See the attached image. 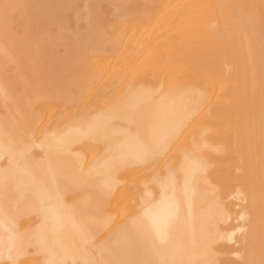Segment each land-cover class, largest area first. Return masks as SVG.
<instances>
[{"label":"bare ground","instance_id":"6f19581e","mask_svg":"<svg viewBox=\"0 0 264 264\" xmlns=\"http://www.w3.org/2000/svg\"><path fill=\"white\" fill-rule=\"evenodd\" d=\"M46 1L48 2L49 0ZM46 1L45 6L48 5ZM53 1L50 0L49 5L51 6L48 7L56 9V5L59 4L57 8L60 10L61 8L59 7L64 3V0L61 2L62 4L60 3L61 0ZM74 1L77 2L78 0ZM82 1L85 0H81V3ZM105 1L102 0L99 4L96 2L99 6H102L101 2ZM28 2L30 3L29 0L26 1L27 4H29ZM33 2L39 3V0H33L31 4ZM85 2L82 6L86 5ZM117 2L115 7L109 6L114 3L107 4L112 11L114 10L111 12L109 9L107 12L110 13V19H113V21L116 19L115 21L119 22L120 25L122 24V26L126 24L127 28L128 25H132V28L134 27L133 29L136 31L135 33L134 31L131 32L133 34L130 37L127 34L128 36L123 41L122 36L124 35L121 34L120 29H118L119 32L116 30L119 27V24H116L114 28L117 38L114 37L116 38L115 40H110L113 37L110 35L108 42H111L108 43V46L106 45V40L104 41L105 44H102V46L106 48L102 47V52L98 53L102 55L93 58L94 64H96V68L99 71L92 72L95 74V72L100 73L102 71L101 73L105 74L109 69L107 76L110 75L111 78L119 76V74L125 80L127 77L130 79L132 75H134L133 77L139 76L143 78H139L136 83L133 82L135 85L122 87L124 89H120L116 96L115 94L110 96L108 103L104 97L102 102L93 101L88 110L83 106L84 109L82 112L79 109L77 116L71 113L74 116L72 118L68 117L70 119H66L65 123L62 124L63 126L61 125L59 130H56L59 133L56 134L55 132L56 136L52 135L53 138L49 139V143H42L45 144L44 151H42L45 155L41 152L39 154L40 157H38L39 160L41 156L46 158L43 159L44 162L37 161L34 152H32L34 156L32 155L33 158H31L28 152L30 147L32 148L36 145L31 146L32 143H29L30 139L26 140V142L25 138L24 142V137H22V132L27 126L31 131L33 126L34 129H37L40 116L37 113L40 111L36 113L33 110L35 114L31 110L28 112L32 113V117L33 115L37 116L31 119L33 121L32 123L29 122L30 124L25 122L30 116L26 120L22 119L23 122H20L21 119L17 121L18 119L16 118L18 123L29 124H26V127L20 124L24 128H16L17 122L12 125L11 120L9 123L8 119H0V157L5 156L10 161H8L9 165H11L5 166L8 168L6 172L3 168V172L0 173L2 174L0 176V237L3 238H0V259L10 260L8 262H0V264H75L77 259L81 260L78 264H94V261L97 262L98 260L96 259L99 257L97 258L96 256V259H93L90 253L93 251L95 253L98 252L97 249L100 247H104L102 250L109 251L103 252L105 254L101 258L107 264H117L112 261L115 258L120 261L118 264H264V0H124L122 2L128 6L127 9L129 8L130 11L125 12V9L121 12V15L116 13L120 12L117 9L123 4L121 3L122 5L119 6ZM90 3L89 5L92 6V12L94 11L93 14L95 15L97 10L95 8L93 10V7L98 5L95 6L96 4L93 2V6ZM13 4L15 5V0ZM22 4L24 3L22 2ZM33 4L32 7L34 8ZM39 5L41 6V2ZM66 5L67 3L64 6ZM107 5H105V8H107ZM249 6L253 8L251 9ZM11 9L14 10V8ZM65 9L63 7V10ZM100 10L98 9V11ZM69 11L67 12L69 13ZM31 12L30 14L33 16L37 13L35 11ZM55 12H52V14L50 12V14L53 16ZM62 12L61 14L64 15L65 13L63 12V14ZM20 13V15H17L18 19L29 15V12ZM22 13L27 15L22 16ZM47 13L49 14V12ZM79 13L77 11L76 15ZM61 14L58 13L59 17ZM3 15L4 19L9 17L6 18L5 14ZM44 16L46 17V15ZM103 16L104 14L100 17L103 18ZM59 17H57L58 20ZM77 17L78 19L75 21L80 20L79 16ZM77 17L75 16V18ZM81 17L83 19V16ZM95 17L98 19V15ZM125 17L127 18L125 19ZM24 18L22 19L24 20ZM0 20L2 21L3 19ZM29 20L31 19L29 18ZM38 20H35L34 24H38ZM58 20L55 19V21ZM113 21L110 22L113 23ZM3 22L5 23V21ZM9 22H11V19L10 21L8 20L6 25ZM42 23L44 25L41 28L49 26L50 29L51 24L47 25L48 23L45 21ZM42 23L37 26L40 27ZM163 23L164 25L161 26L160 24ZM56 24L58 27V23ZM84 24L88 25L87 20ZM168 24L171 28L161 31ZM91 25L89 24L88 26ZM159 25L163 27L160 30L161 32L158 31L160 28L157 29ZM98 26L97 31L101 25ZM106 26L108 25L106 24L104 27ZM122 26L120 27L122 28ZM33 27L35 28V26ZM74 27L76 28V25ZM30 28L32 29V27ZM30 28H28L29 31ZM87 28L89 29V27ZM87 28L85 27V29ZM92 28L94 29V26ZM109 28L111 29V26L107 27V29ZM114 28L112 27V31H114ZM35 29H38V32L40 28ZM49 29L45 30L44 28L45 31H50L51 29ZM69 30L67 29V31ZM91 30H88V32L85 30V32L89 33ZM101 30L103 32V28ZM25 31L27 33L26 29ZM79 31L82 32L83 30ZM32 32L29 33L31 34ZM98 32L101 35L100 31ZM14 33L15 30L12 35ZM77 33L78 35H76L79 37L80 34L79 32ZM28 34H26V37L22 36V38L27 39L20 41L18 38L17 44L19 42V45H21L20 42L22 41L24 43L25 40L28 42L32 40L31 43L33 44L29 43L30 47L31 45L37 46L34 43L38 39L34 40V38H31L35 35L27 37ZM12 35L10 34L11 38L14 39L13 36H16V34ZM84 35L88 34L77 37L75 41L78 39L82 40ZM10 36H8V40H10ZM61 36L59 35L60 39L62 38ZM69 36L72 37L73 34L71 33ZM94 37L93 39L95 40ZM72 38L74 39V37ZM45 39L49 40L50 38L44 37L43 39V42H46L48 47L49 41ZM27 41H25L26 44L28 43ZM84 42L86 41H83V44ZM96 42L93 41L98 46V42ZM4 43L3 45L1 44L2 46L0 45L3 47L2 49H4ZM72 43L75 44L74 40ZM10 44L12 45V42L8 43V46ZM26 44L24 45L25 47ZM83 44H81L82 47ZM98 44L101 45L100 43ZM62 45L64 46V44ZM90 46L92 45L90 44ZM44 47L46 46L44 45ZM47 47L45 49L42 48L43 51H46ZM23 48L21 46L20 50L19 47L16 48L15 46V49H13V51L17 50V54L13 52L15 57L20 55L19 50L22 55L24 54ZM96 48L98 49V47ZM42 49L40 48V50ZM80 49L83 50V48ZM80 49L78 51H81ZM84 49L86 48L84 47ZM57 50L61 49L58 48ZM0 51L2 52V50ZM48 51L50 52V50ZM48 51L47 54L49 53ZM28 52L32 53L30 57L28 55L26 57L31 59L33 51L28 50ZM82 52L84 55V50ZM37 53L39 52L36 51ZM91 53L94 54L96 52ZM36 54H33V56L36 57ZM43 54L41 53L42 57H44ZM47 54L45 53L46 56ZM51 54L50 52L49 56ZM81 54L79 53L80 56ZM1 55L3 57L5 54ZM6 55L9 56L7 53ZM54 55L52 54L51 56L53 57ZM57 55L59 56V54ZM79 55L78 57H80ZM87 55L88 53L84 55L83 59ZM49 56H47L48 60H50ZM65 56L63 58L59 57L66 61L68 58L65 59ZM94 56L90 55V57ZM18 57H21V55ZM3 58L5 60V57ZM12 58L10 57L9 59ZM58 58L56 56V60ZM22 59L25 61L26 58L23 57ZM3 60L1 61L3 62ZM41 60L42 58L40 62L43 63ZM43 60L45 65L47 62L45 58ZM5 61H9L8 58ZM11 61L10 63L13 62ZM80 61L78 62L79 65L84 60ZM36 63L39 64L38 62ZM54 63L55 61L52 64L55 65ZM78 63L77 67L75 66L76 64L74 65V71L77 70ZM37 64L35 65L37 66ZM90 64L92 65V62L88 64L83 62L78 69L83 68L85 65V68H88V66L91 68ZM40 67L41 64L37 68ZM63 67L66 66L63 65ZM17 68L20 69L19 67ZM85 68H83L84 71L80 69V75H85L86 72H89L90 77H93L91 76L93 67L87 71V68ZM41 69H44L43 66L40 71ZM56 69L58 70L59 68ZM15 71L14 75H16ZM40 71L38 72L40 73ZM27 72L29 71L25 70V74ZM82 72L84 73L82 74ZM67 73L71 75V72ZM75 73H73L74 76L77 75ZM27 74H29L27 75L29 79L32 73ZM62 76L64 75L62 74ZM122 77H120L121 79L118 78V80H122ZM51 78L53 79L54 77L52 76ZM68 78L67 81L63 80L62 86L65 84L64 81L68 82ZM32 79L30 78L31 81ZM71 79L73 81L71 84H74L76 78L71 77ZM71 79L69 78V80ZM116 80L115 78L113 81ZM110 81L108 83L105 82V85L111 87L108 88L107 86L108 89L106 90L110 89L111 92H116V86H118L119 82L113 83ZM50 82L49 86L52 85V83L50 85ZM23 83L30 84L27 82ZM110 83L111 85H109ZM7 84L5 87H7ZM58 84L61 85L60 83ZM112 84H116V86H112ZM28 85L25 86L29 87ZM124 85L127 86V84ZM91 86L94 87L95 84ZM51 87L53 89L54 86L52 85ZM66 87L65 89L69 86ZM103 87L104 89H101L100 93L98 90H95L94 94L92 93L96 100L104 94L101 95V92L105 90V86ZM47 88L46 86L44 89ZM55 88L57 89V87ZM75 88L74 90L77 92L78 89L76 90ZM40 89L43 90L41 87ZM56 89L53 91L55 92L54 94L53 92L51 93L54 96L56 95ZM61 90L59 93L65 91L64 89ZM22 91L24 92L23 89ZM67 91L70 92L69 89ZM67 91L66 94L62 93L61 95H68ZM97 91L100 95L97 93L98 97L95 95ZM3 92H1L2 95L0 94L1 100ZM8 94L4 93L6 96ZM13 94L15 96V92ZM7 97L9 98V95ZM46 97L45 100L54 99V97L51 98L52 95ZM3 98L5 101L6 97L4 96ZM32 98L31 100L33 101L35 97ZM57 98H60V96ZM57 98L56 101L59 100ZM90 98L94 99L93 96ZM17 100H20V98ZM36 101H39V99ZM60 101L63 104V100ZM18 102L16 101V104ZM90 103H92L91 100ZM66 104L64 102L65 107H68ZM5 105L9 107L11 104ZM28 105L30 106L31 104ZM42 107L41 109H43ZM65 107L61 108L62 111L63 109L65 110ZM15 109L14 111L17 112L18 110ZM29 109L31 108L29 107ZM89 109L92 110L89 111ZM77 110L74 111L76 112ZM4 111L3 114H5ZM16 114L14 117H16ZM17 115L20 114L18 113ZM11 116L13 117V115ZM74 117L77 118L75 121ZM72 120L73 123H71ZM69 123H71L70 126ZM200 124V127L202 128L203 125V128L197 130V125ZM31 131L28 133H31ZM40 148L41 146L39 145ZM1 164L4 163L2 162ZM132 192L136 194L134 198L132 197ZM130 193L132 195H129ZM15 201L18 202L17 205L12 203ZM23 203L27 206L24 207ZM9 204L10 208L12 204H15L16 206L14 207L18 208L16 212H20L19 214L22 213V210L25 214H29L32 209L34 210L32 211L34 212L33 217L23 220L24 222L21 224V226H24L23 229H21L20 223L18 224L19 219L16 216V212L14 214L15 208H11V210H14L11 213ZM21 205L23 206L19 207ZM20 208L21 210H19ZM115 210L120 212H117L119 216H123V221L118 227L117 222L116 227L112 225L113 232L112 229L110 232L111 217L113 220L115 218L113 216L117 215H114ZM32 212L30 213L32 214ZM24 213H22L23 216H25ZM19 226L20 229L18 228ZM107 230L108 234H106L105 241L107 242L108 235L109 237L112 236V238L110 237L112 241L108 243L110 246L106 247V249L105 246L107 244L105 246L101 244V246L99 245L100 247H97L98 241L96 243L93 242V244L89 242V238L97 237L99 239L98 234ZM22 232L24 233L22 234ZM87 240L91 245L95 244L97 249H93L90 252L85 250V242ZM28 243L30 245L33 243L39 247V250L44 251L45 256L43 255L41 258L39 256L40 261L38 262L42 260L41 263H33V260L30 259L24 261L18 259L21 250H25L26 246H30L27 245ZM99 243H102V241ZM30 248L34 250L32 246ZM102 250L100 251L102 252ZM67 260H69V263H67ZM95 264H99V262Z\"/></svg>","mask_w":264,"mask_h":264},{"label":"rangeland","instance_id":"374dc122","mask_svg":"<svg viewBox=\"0 0 264 264\" xmlns=\"http://www.w3.org/2000/svg\"><path fill=\"white\" fill-rule=\"evenodd\" d=\"M6 1V2H5ZM26 1H28V0H18V1H16L15 0V5L13 4V2H14V0H0V8H1V10H0V19H3L2 21L0 20V31H2V33H0V45L2 44L3 45V42H5L4 43V49H6L4 52H3V50L4 49H2L3 47H1L0 46V50H2V52L0 51V53L1 54H5L6 55V53L7 54H9V56H5V55H3V57H5V60L8 58V60L9 61H5V60H3L4 58L2 57V55L0 56V66H2L1 67V69H0V82H1V87H0V94L2 95V93L1 92H3V96H2V100H1V98H0V100H1V106H0V119H2V120H7L8 119V122L11 120V123H12V125H15V123L17 122V121H19V119H21L20 120V122H23V120L25 119H27V118H29V116H30V118L28 119V120H26L25 122H30V123H32V121H31V119H33V117L35 116V115H33V117L31 116V112H33V110L34 111H36V113H37V111L39 112V113H37V114H39L38 116H39V118H38V127H37V129H34V126L32 127L33 129H32V131L29 129V128H27L28 126L26 125V124H28V123H25V125L23 124V123H16V125H15V127L17 128V127H22L20 124H23V126L24 127H26L25 129H24V132H22V134L24 135H22V137H24L23 138V141H24V139H25V141L27 140H29V143H32V145L31 146H33V145H38L37 147L36 146H34V147H30V150H29V155H31V158H33V156H34V154L32 153V152H34L35 153V155H36V160L37 161H39V162H44V160L43 159H46V158H44L43 156H41V159L39 160V157H40V155L39 154H41V152L42 151H44L43 149H44V147H45V144H47V143H49V139L52 137L53 138V136L55 137L56 136V134L57 133H59L58 131H56V130H59V128L61 127V125L62 124H64L65 123V120L66 119H70V118H72L74 115H78V113L77 112H79L80 110V112H82V110L84 109V107H86L87 108V110H88V107L89 106H91L90 104H93V101H103L104 99V97H105V99L107 100V103H108V101L110 100V96L111 95H114L115 94V96H116V94L120 91V89L121 90H123L125 87H128V86H132V85H135V83L139 80V78L140 79H142L143 77H137L136 75V77H133L134 75H132V76H130L131 78L129 79V77H127L126 78V80H125V78L123 79V77L119 74V76L117 77V76H114V77H110V75H108L107 76V73H109L108 71H109V69H108V71L104 74H102L101 72L102 71H100V73H101V75H100V73L99 72H95V74H93V72L94 71H99V70H97L98 68H96L97 66H96V64H94L95 63V61L93 60V58H96L98 55H102V54H98L99 52L101 53L102 52V44H105V40H106V42H107V46H108V43H110V42H108L109 41V36L111 35V36H113V37H111L110 38V40H112V39H116L117 38V34H116V31H115V26H116V24H119V27L118 28H116V30H118V29H120V32H121V34L122 35H124V36H122V40L123 41H125V39H126V37L128 36L127 34H129V36L128 37H130V35H132L133 33H131V32H133L134 31V33H135V31L136 30H134L133 28H132V25H128V28L126 27V24H124L125 26H122V24L120 25V23L119 22H116L115 20L116 19H114V21H113V19L111 20L110 18V13H107L108 12V10L110 9V11L111 12H113L112 11V9H111V7H108V5L109 4H113L114 3V1H118V0H106L105 2H107V3H105V2H101V4H102V6L100 5H98L99 4V2L100 1H102V0H87V2H85V1H82V3H81V0H78L77 2L76 1H74L75 3H76V6H75V3L74 2H68V1H72V0H64V5L67 3V7H69L68 9H67V7L66 6H64L61 2L63 1V0H61L60 1V3L63 5V7L64 8H66L65 10H63V7H62V5L59 7V8H61L60 10H58V8H57V6L59 5H56V9H57V11L56 12H58V13H60L61 14V12L64 14V15H62L61 14V16L59 17V15H58V13H57V15H56V17H55V14H56V12H55V10L56 9H54V7L52 8V9H50L48 6H51V5H49V3H50V0L47 2L46 0H39V3L41 2V6L39 5V3H35V2H33L32 4H33V6H34V8L32 7V4H31V2L33 1V0H29L30 1V3L29 4H27L26 3ZM35 1H37V0H35ZM45 1L47 2V6H45L46 5V3H45ZM51 1H53V0H51ZM55 1V0H54ZM53 1V2H54ZM58 0H56V2H57ZM95 2L94 4H96L95 6H97V7H93V10H97V12L95 11V15L93 14L94 13V11L92 12V6H90L89 5V3L91 2L92 3V5L94 6V4H93V2ZM98 2V4H97V2ZM112 1V2H111ZM122 1H124V0H119L118 2H117V5H119V6H121L122 4H123V6H121L122 7V9H121V7L120 8H118L117 10H119L120 12H118V13H116V14H119V15H121V12H123V10H125L126 9V11L125 12H129L130 10H129V8L127 9V5L125 4L124 5V3L122 2ZM145 1H147V0H145ZM17 2V3H16ZM22 2L24 3V4H22ZM84 2L86 3V5H84V6H82V4H84ZM115 2V3H116ZM7 3V4H6ZM9 3H11V5H9ZM44 3V5H42ZM73 5H72V4ZM90 3V4H91ZM113 4V5H109V6H116V4ZM122 3V4H121ZM2 4V5H1ZM30 4H31V6H30ZM108 4V5H107ZM4 5V6H3ZM25 5V6H24ZM27 5V6H26ZM105 5H107V8H105ZM1 6H3V7H1ZM12 6V7H11ZM14 6V7H13ZM20 6V8L22 9V11H21V9L20 8H18ZM23 6V7H22ZM74 8H73V7ZM81 6H82V8H81ZM89 6V7H88ZM119 6H117V7H119ZM251 6H253V5H251ZM17 7V8H16ZM28 7H30L31 8V10H30V8H28ZM75 7H76V10L78 11V13L81 15V16H83V19H81L82 17L78 14V15H76V13H77V11L75 10ZM102 7V8H101ZM113 7V9H115L116 10V8H114ZM250 7V6H249ZM11 8H14V10H12ZM73 8V9H72ZM95 8V9H94ZM100 8H101V10H100ZM251 8V7H250ZM253 8V7H252ZM251 8V9H252ZM6 9V10H5ZM9 9H11V10H9ZM19 9V10H18ZM33 9V10H32ZM98 9L100 10V11H98ZM104 9V10H103ZM121 9V10H120ZM15 10H16V13H15ZM18 10V11H17ZM24 10V11H23ZM70 10V11H69ZM3 11H5V12H3ZM9 11H11V12H9ZM26 12V13H28L29 15L28 16H25V18L24 17H22V18H24V20L21 18V19H18L17 17V15H20L21 13L20 12ZM31 11H35V12H37L34 16L33 15H31V14H33ZM60 11V12H59ZM67 11H69V13L67 12ZM102 11V12H101ZM7 12V13H6ZM13 12H14V14H13ZM30 12H31V14H30ZM41 14H40V13ZM47 12H49V14L47 13ZM50 12H51V14H52V12H55V13H53V16L50 14ZM66 12H67V14H66ZM71 12V13H70ZM76 12V13H75ZM101 12V13H100ZM117 12V11H116ZM124 12V13H125ZM5 14V17L7 18L8 16V18L7 19H4V15L3 14ZM24 14V15H27V14ZM46 13V14H45ZM75 14L74 16H73V14ZM132 13H134V12H132ZM104 14V16H103V18H101L102 17V15ZM107 14V15H106ZM123 14V13H122ZM16 15V16H15ZM23 15V13H22V16H24ZM43 15H46V17L44 16L43 17ZM51 15V16H50ZM96 15H98V19H97V17H95ZM109 15V16H108ZM124 15V14H123ZM127 15V14H126ZM2 16V17H1ZM30 16V17H29ZM38 16V17H37ZM64 17V19H63V17ZM67 16V17H66ZM75 16L77 17V16H79V18H80V20H78V21H75V20H77L78 19V17L77 18H75ZM101 16V17H100ZM112 16V15H111ZM15 17V18H14ZM27 17V18H26ZM33 17H35V18H33ZM42 17V18H41ZM48 17H49V19H48ZM51 17V18H50ZM53 17V18H52ZM57 17H59V20H58V18ZM66 17V18H65ZM20 18V17H19ZM29 18L31 19V20H29ZM34 20H33V19ZM46 18V19H45ZM56 20H58V21H55V19ZM63 20H62V19ZM87 20V22H88V25L89 24H92L91 26H86V24H84V22H86V20ZM112 18H113V16H112ZM127 17H125V19H126ZM10 19H11V22L13 21V23H11V22H9V24H7L6 25V23H8V20L10 21ZM14 19H16V20H14ZM37 19H39L38 20V24H34L35 23V20H37ZM61 19V20H60ZM67 19V21L65 22V20ZM99 19H100V21H99ZM7 20V21H6ZM27 20V21H26ZM40 20H43V21H45L46 23H48L47 25H50V29H49V26L47 27H43V28H41L44 24L42 23L43 21H40ZM47 20V21H46ZM49 20V21H48ZM90 22H89V21ZM103 20V21H102ZM3 21H5V23L3 22ZM39 21H40V23H42V25H40V27L39 26H37V25H39L40 23H39ZM53 21H55L54 23H52ZM59 21H60V23H59ZM61 21H63V23H61ZM74 21V22H73ZM83 21V22H82ZM109 21V22H108ZM110 21H113V23L115 24H113V23H111ZM73 22V23H72ZM80 22V23H79ZM105 22V23H104ZM109 24H108V23ZM37 23V22H36ZM46 23H45V25H46ZM56 23H58V27H57V24ZM74 23H77V24H75L76 25V28L74 27L75 25H74ZM80 25H79V24ZM96 23V24H95ZM155 23V22H154ZM13 24V25H12ZM34 24V25H33ZM84 24V25H83ZM95 24V25H94ZM100 26H98V25ZM108 25V26H111V31H112V27L114 28L113 30L114 31H110L109 29H107V27L108 26H106V27H104L105 25ZM110 24H112V25H110ZM5 25V26H4ZM23 25H25V26H23ZM35 26V28H40L41 30H43L42 31V33H40L41 32V30L39 29V31L37 32V30L33 27V26ZM52 25H54V26H52ZM104 25V26H103ZM161 26H163L164 25V23L163 24H160ZM160 25L157 27V29H159L158 31L159 32H161V31H163V30H165V29H167V28H171V26H169V24L167 25V26H169V27H167L166 26V28H163V27H160ZM172 25V24H171ZM23 26V27H22ZM26 26H28V27H26ZM32 27V29L30 28V27ZM52 26V27H51ZM66 26H68V27H66ZM74 28H72V27ZM80 28H79V27ZM82 26H85L86 28L87 27H89V29L87 28V29H85V27H82ZM94 26V29L92 28ZM97 26L99 27L98 29V31H100V33H101V35L99 34V32L97 31ZM120 26H122V28L120 27ZM173 26V25H172ZM2 27H4V28H2ZM16 27V28H15ZM25 28L26 30H27V33H26V31H25V29H22V28ZM61 27V28H60ZM91 27V28H90ZM165 27V26H164ZM9 29L8 31H7V29ZM21 28V29H20ZM28 28H30V31H29V29ZM44 28H45V30L46 29H49L50 31H48V33H47V31H45L44 30ZM83 28V29H82ZM103 28V32H102V30L101 29ZM163 28V29H162ZM15 30V33L13 34V35H15L16 34V36H13L12 35V33L14 32V30ZM36 30V32H35V34H34V31ZM58 29H60V30H58ZM66 29V31H64V30ZM67 29L69 30V29H71V30H69L72 34H73V36L72 37H74V39L72 38V37H70L69 35H71V33L69 32V31H67ZM90 29H92L90 32H91V34H90V32L89 33H87L88 32V30H90ZM138 29V28H137ZM156 29V30H157ZM162 29V30H161ZM12 30H13V32H12ZM25 31V32H22V31ZM75 30H77V32H79V34H80V36L79 37H81V35H83V34H88V35H84L85 36V38H84V36H83V38H82V40L81 39H78V40H80V41H75L76 40V38L78 37L77 35H78V33L77 32H75ZM79 30H83L82 32H80ZM85 30L87 31V32H85ZM93 30H94V32H93ZM96 30V31H95ZM107 30H108V32H107ZM141 30H142V27H141ZM161 30V31H160ZM4 31V32H3ZM32 32L31 34L29 33V32ZM57 31V32H56ZM157 31V32H158ZM9 32V33H8ZM12 32V33H11ZM21 32V33H20ZM50 32V33H49ZM58 32H60V33H58ZM64 32H66V33H64ZM75 32V33H74ZM85 32V33H84ZM93 32V33H92ZM96 32V33H95ZM111 32V33H110ZM118 32H119V30H118ZM117 32V33H118ZM9 35H8V34ZM18 33V34H17ZM24 33V34H23ZM29 33V34H28ZM38 33V34H37ZM44 33V34H43ZM57 33H58V35H57ZM82 33V34H81ZM98 33V34H97ZM126 33V34H125ZM145 33H147V31H145ZM3 34H5V35H3ZM10 34L13 36V38L14 39H12L11 38V36H10ZM19 34H21L19 37H18V35ZM26 34H28L27 35V37H29L30 35H35V36H33V37H31V38H34V40H36V39H38V40H36V42H39V43H36L35 41H33V42H35L34 44L35 45H37V46H34V45H31V47H30V44H33V43H31L32 42V40H31V38H30V40L31 41H27V40H25V41H27L28 43V45L26 44V42L24 41V43H23V41L22 42H20L21 43V45H19V42H18V44H17V41H19V39H20V41L21 40H24V39H27V38H22V36H24V37H26ZM37 34V35H36ZM42 34H43V36H42ZM64 34V35H63ZM69 34V35H68ZM77 34V35H76ZM96 34V35H95ZM107 36H106V35ZM120 34V35H121ZM10 36L9 37V39L10 40H8V36ZM59 35L63 38H61L60 39V37H59ZM66 35V36H65ZM91 35V36H90ZM119 35V36H120ZM37 36V37H36ZM69 36V37H68ZM95 36V37H94ZM104 37L103 39H102V37ZM163 36V35H162ZM15 37H16V39H15ZM43 37V38H42ZM44 37H49L50 39L49 40H47V39H45V40H47V41H49L48 43V47H47V43L46 42H43L44 40ZM78 37V38H79ZM89 39H88V38ZM93 37L95 38V40L93 39ZM100 37H101V39H100ZM114 37H116V38H114ZM19 38V39H18ZM52 38V39H51ZM67 38V39H66ZM90 38H92V39H90ZM100 40H99V39ZM106 38V39H105ZM12 39V40H11ZM85 39V40H84ZM3 40V41H2ZM28 40H29V38H28ZM72 40V42H73V40H74V42H75V44H73L72 42H70ZM89 40V41H88ZM8 41V42H7ZM10 41V42H9ZM83 41H86V42H84V44H83ZM88 41V42H87ZM93 41L94 42H98V43H100L101 45H99L97 42V45L98 46H96V44H94L93 43ZM103 41V42H102ZM7 42V43H6ZM12 42V45L10 44L9 46H8V43H11ZM50 42H51V44H52V46H51V44H50ZM54 42H56L55 44H54ZM79 42V43H78ZM82 42V43H81ZM91 42V43H90ZM14 43H15V45H14ZM30 43V44H29ZM44 43V44H43ZM46 43V44H45ZM68 43H70V44H68ZM23 44V45H22ZM26 44V47L24 46ZM41 44H43V45H41ZM62 44H64V46L62 45ZM73 44V45H72ZM78 44H79V46H78ZM81 44H83V47H82V45ZM86 44H88V45H86ZM90 44L92 45V46H90ZM93 44H94V46H93ZM6 45V46H5ZM44 45L47 47V49L48 50H50V52L54 55V53H55V55L52 57L51 55L49 56V54H50V52L46 49V51L44 52L43 51V49H45L46 47H44ZM54 45V46H53ZM60 45V46H59ZM62 45V46H61ZM88 46V47H86V46ZM8 46V47H7ZM14 46V47H13ZM15 46H16V48H18L19 47V49L21 50V46H22V48H23V46H24V51H25V49H27V47H29L25 52H27V54H25V52L23 51V53L25 54H21L22 52L19 50L18 52H19V54L21 55V57H18V56H20V55H16V57H15V55L13 54V52H16V54H17V50H15V51H13V49H15ZM18 46V47H17ZM39 46V47H38ZM42 46V47H41ZM50 46V47H49ZM65 46H67V47H65ZM101 48H100V47ZM105 46V45H104ZM6 47V48H5ZM11 47H13V48H11ZM44 47V48H43ZM74 47V48H73ZM77 47H78V49H77ZM84 47L86 48V49H84ZM93 47V49H91ZM96 47H98V49L96 48ZM39 48V49H38ZM40 48L42 49V50H40ZM58 48H60L61 50H57ZM80 48H83V50H84V55H86L87 53H88V55H87V57L85 58V59H89V60H93V61H89V60H85V59H83V57H85L84 55H83V50L82 49H80ZM88 48V49H87ZM100 48V49H99ZM103 48H106V47H103ZM12 51H11V50ZM22 49V50H23ZM35 49V50H34ZM36 49H38V50H36ZM53 49V50H52ZM56 49V50H55ZM65 49V50H64ZM69 49V50H68ZM81 50V51H78V50ZM28 50H30V51H33V54H36V51L37 52H39V53H37L35 56L36 57H34L33 56V54L31 55V59L29 60L27 57H26V55H28V57H30V54L32 53V52H28ZM64 50V52L63 53H61L62 51ZM89 50V51H88ZM100 50V51H99ZM40 51H42V52H40ZM47 51L49 52L48 54H47ZM55 51V52H54ZM59 51H60V53L62 54H60L59 53ZM65 51L67 52L66 54H65ZM77 51V52H76ZM96 52V53H91V52ZM54 52V53H53ZM69 52H70V54H69ZM73 52H75V53H73ZM41 53H44L43 55H44V57H42V55H41ZM45 53L47 54V56H49V58H50V60H48V57L45 55ZM78 53V54H77ZM79 53L81 54V56L79 55ZM86 53V54H85ZM91 53V54H90ZM57 54H59V56H61L62 58H63V56H65V55H69V57H68V55L67 56H65V59H67L66 61L64 60H62L61 59V57H59ZM65 54V55H64ZM74 54V55H73ZM14 55V56H13ZM41 55V57H39ZM77 55V56H76ZM78 55L80 56V57H78ZM90 55L92 56H94V57H90ZM24 58H26L25 59V61H23L24 59H22L23 57ZM33 56V57H32ZM56 56H57V58H58V60H56ZM75 56V58H73ZM12 58L13 60L14 59H16L15 61H13L12 59H9V58ZM18 57V58H17ZM37 57H39L40 59L42 58V62L43 63H45V61L43 60V58H45V60H46V64L44 65L43 63H41L40 62V59L39 58H37ZM55 57V58H54ZM3 58V59H2ZM35 58V59H34ZM47 58V59H46ZM51 58H53V59H51ZM103 58V57H102ZM22 59V60H21ZM28 59V60H27ZM37 59H39V60H37ZM70 59V60H69ZM1 60H3V62H4V65H3V62L1 61ZM14 62H12V61ZM18 60H19V63H18ZM35 60V61H34ZM49 62H48V61ZM77 60H79V61H77ZM80 60H84V61H82V63L84 62V64H88L89 62H92V65L90 64V66H91V68L93 67V69H91L89 66H88V68L86 69L85 68V66L83 67V68H85L86 69V71L87 70H89V69H91V72H92V74H91V76H93V77H90V73L88 72H86L85 73V75H80V69L82 70L83 68H80V69H78L79 68V66L82 64H80L79 65V63L78 62H81ZM10 61L12 62V63H10ZM23 61V62H22ZM51 61V62H50ZM55 61V65H57V66H55V65H53L52 63ZM56 61H57V63H56ZM87 61H88V63H87ZM24 62H27V63H24ZM32 62H34V63H32ZM36 62H38L39 64H41V67L43 66V68L44 69H41V71H40V68H37L38 66H39V64H37ZM64 62V63H63ZM75 62H77L78 63V68H76L77 70H73V68L76 66L77 67V63H75ZM10 63V64H9ZM17 63V64H16ZM30 63V64H29ZM50 65H49V64ZM61 63V64H60ZM67 63V64H66ZM74 63V64H73ZM14 66H13V65ZM19 64H21V65H24V66H19ZM27 64V65H26ZM35 64H37V66L35 65ZM51 64H52V66H51ZM71 66H70V65ZM76 64V65H75ZM97 64H98V62H97ZM7 65V66H6ZM17 65V66H16ZM30 67H29V66ZM61 65H62V70H61ZM63 65L64 66H66V67H63ZM72 65H73V67H72ZM75 65V66H74ZM6 66V67H5ZM10 66V67H9ZM36 66V67H35ZM47 66V67H46ZM54 66V67H53ZM83 66V65H82ZM4 67H5V69H4ZM14 68V71H15V69L17 68V67H19L20 69H22V67H23V69L22 70H20V69H18L17 68V70L16 71H19V72H21V73H19V72H17L16 73V71H15V74L16 75H14V71H13V68ZM27 67V68H26ZM50 67V68H49ZM81 67V66H80ZM95 67V68H94ZM3 68V69H2ZM26 68V69H25ZM31 70H30V69ZM36 69V71L38 70V71H40V73L37 71H35V69ZM52 68H54V69H52ZM56 68H59L58 70L56 69ZM65 69V71H64V69ZM12 69V70H11ZM67 69V70H66ZM75 69V68H74ZM8 70H9V72H8ZM25 70H27V71H29V72H27V73H32V77L30 76V78L32 79L34 76V78L32 79V81L30 80V78L28 79L27 78V75H29V74H25ZM44 70V71H43ZM45 70H47L46 72H45ZM61 71V73H60V71ZM69 70V71H68ZM2 71V72H1ZM5 71H6V73H5ZM62 71H63V73H62ZM77 71V72H76ZM82 71H84V69L82 70ZM22 72H24V73H22ZM49 72V73H48ZM67 72H71L70 74L71 75H68V73ZM75 73V74H77L76 76H74L73 75V73ZM3 73V75H1ZM35 75H34V74ZM38 73H39V75H38ZM45 73V74H44ZM58 73V74H57ZM67 73V74H66ZM84 72H82V74H83ZM99 73V74H98ZM20 74V75H19ZM24 74V75H23ZM53 74V75H52ZM61 74V75H60ZM62 74L64 75V76H62ZM68 75V76H66V75ZM96 74H98V75H96ZM6 75V76H5ZM17 75H18V77H17ZM23 75V76H22ZM37 75H38V78H37ZM51 75V76H50ZM89 75V76H88ZM100 75V76H99ZM20 76V77H19ZM24 76H25V79H24ZM54 77L53 79L51 78V77ZM66 76V77H65ZM70 76V77H69ZM81 76H83V77H81ZM85 76V77H84ZM99 76V77H98ZM104 76V77H103ZM105 76H106V79H105ZM111 76H112V74H111ZM140 76H143V75H140ZM17 77V78H16ZM29 77V76H28ZM43 77H44V79H43ZM48 77V78H47ZM57 77V78H56ZM71 79V77H73L74 79L76 78V80H74V84H77V85H74V84H71V83H73V81H72V79L71 80H69V78ZM88 77V78H87ZM110 77V78H109ZM120 77H122V80H118V78L119 79H121ZM3 78V79H2ZM5 78V79H4ZM8 80H7V79ZM38 80H37V79ZM41 80H40V79ZM67 78H68V82H65V81H67ZM101 78V79H100ZM104 78V79H103ZM108 78V79H107ZM115 78L117 79L116 81H113V80H115ZM137 78V79H136ZM19 79V80H18ZM21 79H22V81H21ZM28 79V80H27ZM43 79V80H42ZM56 79V80H55ZM78 79V80H77ZM2 80V81H1ZM15 80H17V81H15ZM24 80H26V81H24ZM31 82H30V81ZM34 80V81H33ZM50 80H52L51 82H50ZM60 80V82H58V81ZM63 80H65L64 81V83L66 84L67 83V85H65L64 84V86H62L63 85ZM106 80V81H105ZM111 80V81H110ZM29 81V82H28ZM37 81V82H36ZM49 81L50 82V85H51V83H52V85L54 86V87H57V89H56V95L58 94V96H54L53 94L55 93V92H53L55 89H54V87H53V89H52V85L51 86H49L48 84H49V82L47 83V82ZM56 81V82H55ZM80 83H79V82ZM113 82V83H118L119 82V84H118V86H116V84L114 85V84H112V86H116L115 88H116V92H111L110 91V89L107 91L106 89H108V88H111L110 86H108V85H105L106 83H108V82ZM131 81V82H130ZM3 82H5V83H3ZM17 82V83H16ZM23 82H27V83H30L29 85L28 84H25V83H23ZM34 84H33V83ZM42 82V83H41ZM46 82V83H45ZM103 82V83H102ZM106 82V83H105ZM133 82H135L134 84H133ZM8 83V84H7ZM12 83H15V84H12ZM33 85H32V84ZM37 85H36V84ZM58 83H60L61 85H59ZM89 83V84H88ZM7 84V87H5V85ZM18 84V85H17ZM23 84H24V86H23ZM47 84V85H46ZM94 85L95 84V86L94 87H92L91 85ZM124 84H127V86L126 85H124ZM11 85V86H10ZM25 85H28L29 87H26ZM35 85H36V87H35ZM39 85H41V86H39ZM44 85H46L48 88L47 89H44V88H46V86H43ZM56 85V86H55ZM71 85H73V86H71ZM80 87H79V86ZM84 85H85V87H84ZM90 87H89V86ZM109 85H111V83L109 84ZM169 85V84H168ZM34 86V87H33ZM39 86V87H38ZM62 88H61V87ZM69 86V87H71V88H73V89H71V88H67V87ZM75 86H76V88H75ZM103 86H105V90H103V91H105V92H101V97H99L98 98V100H96L95 98V96L93 95L94 94V92H95V90H98L99 91V93H100V91H101V89H104V87ZM107 86H108V88H107ZM125 86V87H124ZM171 86V85H170ZM3 87V88H2ZM40 87L41 88H43V90L42 89H40ZM64 89L65 91H63V92H61V93H59V91H62L61 89ZM65 87L67 88V89H69L70 90V92L69 91H67V89H65ZM79 87V88H78ZM82 87H84V88H82ZM92 87V88H91ZM97 87H98V89H97ZM100 87V88H99ZM122 87H124L123 89H122ZM8 90H7V89ZM15 88V89H14ZM25 88V89H24ZM59 88V89H58ZM74 88L77 90V92L74 90ZM83 90H82V89ZM12 89V90H11ZM22 89L24 90V92L22 91ZM27 89V90H26ZM28 89H29V91H28ZM31 89V90H30ZM7 92H6V91ZM10 90V91H9ZM14 90V91H13ZM35 90V91H34ZM118 90V91H117ZM21 91V92H20ZM28 91V92H27ZM51 91V92H50ZM66 91H67V94L68 95H65L64 96V94L63 95H61L62 93H65L66 94ZM83 93H82V92ZM86 93H85V92ZM98 91L95 93V95L98 93ZM13 92H15V96H14V94H13ZM19 92H20V94H19ZM30 92V93H29ZM35 92H37V93H35ZM40 92V93H39ZM47 92H48V94H47ZM53 92V94H51ZM74 94H73V93ZM79 92V93H78ZM106 92H107V94H106ZM4 93L5 94H8L9 95V98L6 96V95H4ZM34 93V94H33ZM43 93V94H42ZM84 95V97H83V95ZM93 93V94H92ZM99 93H98V95H99ZM26 94V95H25ZM30 95V96H28V95ZM41 94V95H40ZM52 95V97L51 98H53L54 97V101L53 100H50V99H47V100H45L46 98H50V97H46V96H51ZM60 94V95H59ZM72 94V95H71ZM92 94V95H91ZM106 94V95H105ZM1 95H0V97H1ZM20 95V96H19ZM23 95H24V97H23ZM40 95V96H39ZM74 95V96H73ZM85 95H86V97H85ZM6 97L5 98V101L3 100L4 98L3 97ZM13 96V97H12ZM16 96H17V98H16ZM32 96H34L33 98H34V102L31 100V98H32ZM60 96V98H57V97H59ZM77 96V97H76ZM94 97V99L93 98H90V97ZM97 96V95H96ZM100 96V95H99ZM13 99H12V98ZM30 99H29V98ZM42 97V98H41ZM46 97V98H45ZM61 97H63L62 99H61ZM83 97V98H82ZM98 97V96H97ZM112 97H114V96H112ZM10 100H8V99ZM15 98H16V100H15ZM20 98V100H17V99H19ZM22 98V99H21ZM32 98V99H33ZM56 98H57V100L58 101H56ZM76 98H78V99H76ZM101 98V99H100ZM109 98V99H108ZM24 99H26L25 101H24ZM27 99H28V101H27ZM39 99V101H36V100H38ZM65 99V100H64ZM88 99V100H87ZM15 101V103H14V101ZM31 100V101H30ZM45 100V101H44ZM50 100V101H49ZM60 100H63V104L61 103L62 101H60ZM69 100V101H68ZM78 100V101H77ZM90 100H91V102L92 103H90ZM13 102V104H12V102ZM16 101L18 102L17 104H16ZM49 101V102H48ZM56 101V102H55ZM83 101H84V103H83ZM87 101H89V102H87ZM8 102V103H7ZM26 102H28V103H26ZM32 102V103H31ZM45 102V103H44ZM54 102V103H53ZM64 102H65V104H66V102H67V104H66V106H68V107H65V105H64ZM71 102V103H70ZM76 102H78L77 104H76ZM11 104V105H9V107H8V105H5V104ZM22 103V104H21ZM26 103V104H25ZM34 103V104H33ZM4 104V105H3ZM15 104V105H14ZM28 104H31L30 106L28 105ZM42 104H43V107H42ZM48 104V105H47ZM17 105V106H16ZM19 105V106H18ZM25 105V106H24ZM59 105V106H58ZM61 105H64V106H61ZM70 105V106H69ZM6 108H9V109H6ZM11 106V107H10ZM15 106H16V109H15ZM48 109H46L45 107ZM84 106V107H83ZM20 107H21V109H22V111H20L21 109H20ZM24 107V108H23ZM26 107V108H25ZM29 107L31 108V109H29ZM34 107V108H33ZM41 107L43 108V109H41ZM51 107V108H50ZM63 107H65V110L63 109V111H62V109L61 108H63ZM74 107H76V108H74ZM80 107V108H79ZM209 107H210V105H209ZM5 110H3V109ZM45 108V109H44ZM91 108H93V107H91ZM10 109H11V111H10ZM14 109L15 110H18L17 112L16 111H14ZM25 109V110H24ZM28 111H27V110ZM51 109V110H50ZM77 110L76 112L74 111V110ZM80 109V110H79ZM31 110V112L30 113H28L29 111ZM92 109H89V111H91ZM3 111H4V113L5 114H3ZM8 111H10L9 113H6V112H8ZM26 112L25 114H23L24 112ZM11 112H13V113H11ZM21 112H23L22 114H21ZM49 114H48V113ZM67 112V113H66ZM88 112V111H87ZM15 113H19L20 115H17L16 114V117H14V115H15ZM62 113V114H61ZM74 113V115H72V114ZM10 114V115H9ZM33 114H35V112H33ZM42 114V115H41ZM47 114V115H46ZM64 114V115H63ZM65 114H67V115H65ZM8 115V116H7ZM11 115H13V117L11 116ZM21 115H23V117H21ZM51 116V118H50V116ZM53 115V116H52ZM60 115H62V116H60ZM80 116V115H79ZM78 116V117H79ZM4 119H3V118ZM7 117H9V118H7ZM12 117V118H11ZM19 117V118H18ZM26 117V118H25ZM32 117V118H31ZM35 117H37V116H35ZM34 117V118H35ZM49 117V118H48ZM68 117H70V118H68ZM11 118V119H10ZM14 118V119H13ZM18 120H17V119ZM75 119H74V121L77 119L76 117H74ZM23 119V120H22ZM17 120V121H16ZM50 120V121H49ZM67 120V121H68ZM15 121V122H14ZM47 121H48V123H47ZM66 121V122H67ZM14 122V123H13ZM10 123V122H9ZM29 123V124H30ZM71 123H73V120H72V122ZM71 123H69V126L71 125ZM28 124V125H29ZM58 126V127H57ZM63 126V125H62ZM201 126V124L200 125H197V130L198 129H202L203 128V125H202V128L200 127ZM24 127H22V128H24ZM42 127V128H41ZM46 127V129H44ZM199 127V128H198ZM19 128V129H20ZM41 128V129H40ZM27 129H29L30 131H31V133H28V132H30L29 130H28V132H26L27 131ZM44 129V130H43ZM62 129V128H61ZM21 130V129H20ZM17 131H18V129H17ZM23 131V130H22ZM196 131V130H195ZM42 132V133H41ZM50 132V134H48ZM55 132H56V134H55ZM197 132V131H196ZM25 134H26V136H25ZM37 134H38V136H37ZM43 134V135H42ZM48 134V135H47ZM27 135H28V137H27ZM34 135V136H33ZM53 135V136H52ZM38 138H37V137ZM40 136V137H39ZM50 136V137H49ZM34 137V138H33ZM36 138V139H35ZM51 138V139H52ZM34 140V142H32ZM36 140V141H35ZM44 140V141H43ZM24 141V142H25ZM26 141V142H27ZM47 141V142H46ZM37 142H38V144H37ZM43 142H45V144H42ZM40 143V144H39ZM39 145L41 146V148L39 149ZM42 145H44L43 147H42ZM99 146H100V144H99ZM39 150H40V152H39ZM38 151V152H37ZM37 153H38V155H37ZM42 154L43 155H45L43 152H42ZM33 155V156H32ZM39 156V157H38ZM4 157V158H3ZM3 157H0V164L3 162L4 164H1V168H0V173H2L3 172V170L6 172V170L8 169L7 167L8 166H11V165H9V160L5 157V156H3ZM43 157V158H42ZM5 162H4V161ZM35 160V161H36ZM9 161V162H8ZM6 163H8V164H6ZM5 166H7V167H5ZM4 168V169H3ZM3 169V170H2ZM9 169H10V167H9ZM4 172V173H5ZM3 173V174H4ZM7 173H8V171H7ZM6 174V173H5ZM0 176H2V174H0ZM69 193V192H68ZM70 194V193H69ZM68 194V195H69ZM71 194H72V192H71ZM132 194H133V192H132ZM131 193L129 194V195H132ZM136 196V194L134 193L133 194V198ZM66 197V196H65ZM131 197V196H130ZM130 197H129V199H130ZM132 199V198H131ZM120 200H122V199H120ZM19 201V200H18ZM132 201V200H131ZM123 202V201H122ZM122 202H120V204H122ZM12 203H16V205H17V201H15V202H12ZM22 203V202H21ZM27 203V202H26ZM132 203V202H131ZM11 204V203H10ZM10 204H9V208H10ZM24 204V207L25 206H27L28 205V207H29V204L27 203V205H25V203H23ZM15 204L13 205H11V208H15L14 206H16ZM23 205H21V206H19V207H22ZM11 208H10V210H11ZM16 209H18V208H15V211L14 210H11V213H13L12 211H14V214H15V212L17 211ZM23 209V208H22ZM28 209V208H27ZM9 210V209H8ZM19 210H21V208L19 209ZM32 211H34L33 209L30 211V212H32ZM29 212V214L28 213H24V211L22 210V213H24V215L25 216H23V214L21 213V214H19L20 212H16V216H17V218L19 219H17L18 220V224L20 223V226H21V224H22V222H24L23 220H27V219H29V218H31V217H33L34 216V212H32V214ZM116 212V210L114 211V215L115 214H117V215H115V216H113V212H112V216L113 217H115L113 220H112V217H111V223H110V226H109V228H110V232H111V229H112V232H113V227H116V224H117V227H118V225L123 221V216H119L118 215V213H120V212H118V210H117V212ZM28 214V215H27ZM19 215H20V218H19ZM121 215H123L122 213H121ZM15 216V215H14ZM27 216H29V217H27ZM25 217V218H24ZM119 218V219H118ZM121 218H122V220H121ZM119 220V221H118ZM113 222V223H112ZM117 222V223H116ZM112 225H115V226H113L112 227ZM20 226L18 227L19 229H20ZM24 228V226H21V229H23ZM108 228V229H109ZM117 229V228H116ZM116 229H114V230H116ZM107 232V233H106ZM24 232H22V234H23ZM104 233H105V235H104ZM103 234V236H101L100 237V235H102ZM106 234H108V230L107 231H105V232H103V233H99L98 234V237H99V239L97 238V237H95L96 239H98V240H96L95 238H89V242L91 243V244H93V242L94 243H96L97 241H98V244H96V246L97 247H100L101 246V244L103 245V246H105L106 244V246H105V249H106V247H108V246H110L108 243L110 242V241H112L111 240V238H112V236H110L109 237V235H108V237H107V242L105 241V238H106ZM1 235V234H0ZM97 236V235H96ZM3 237V236H2ZM1 238V237H0ZM1 239H3V238H1ZM1 239H0V241H1ZM101 239V240H100ZM104 239V240H103ZM94 240V241H93ZM96 240V241H95ZM100 240V241H99ZM102 241V243H99V242H101ZM22 242V241H21ZM88 242V240L85 242V250H87L88 252H90L91 250H93V249H97L96 247H95V244L94 245H91L89 242ZM106 242V243H105ZM19 243V242H18ZM104 243V244H103ZM111 243V242H110ZM27 245H30L29 243L27 244ZM34 245L35 244H33L32 243V245H30V246H32L33 248H34V250H32V248H30V246H26V249L23 251V250H21V252L19 253V257H18V259L19 260H21V261H24V260H28V259H30V260H33V263H41L42 262V260H41V262H38V261H40L39 260V256H40V258H41V256H45V253H44V251H42L41 249V252H40V250H39V247L37 246V245H35V247H34ZM88 245H90V246H88ZM100 245V246H99ZM92 246V247H91ZM90 247V248H89ZM36 248V249H35ZM38 248V249H37ZM89 248V249H88ZM104 248V247H103ZM102 247H100V248H98L97 250H98V252H96L95 253V251H93V252H91L90 254H91V258H95L96 256H97V258L98 259H96V260H98L97 262H95L94 261V264L95 263H98L99 262V264H107L104 260H102L101 258H103V255L105 254H103V252H105V251H107V250H102L103 249ZM36 250V251H35ZM39 250V251H38ZM96 250V251H97ZM100 250H102V252L100 251ZM110 250V249H109ZM38 251V252H37ZM86 251V253H88ZM33 252H34V255H33ZM100 252V253H99ZM107 252H109V251H107ZM40 254V255H38V254ZM42 253V254H41ZM35 254H37V255H35ZM89 254V253H88ZM95 254V256H93V255ZM98 254V255H97ZM102 256V257H101ZM38 257V258H37ZM3 259V258H2ZM2 259H0V262H8V261H10V260H2ZM23 259V260H22ZM2 260V261H1ZM100 260V261H99ZM80 259H77L75 262L78 264V263H80ZM114 263H119L120 261L119 260H116V258L115 259H113L112 260ZM67 263H69V260H67ZM75 263V264H76ZM112 264V263H111Z\"/></svg>","mask_w":264,"mask_h":264}]
</instances>
